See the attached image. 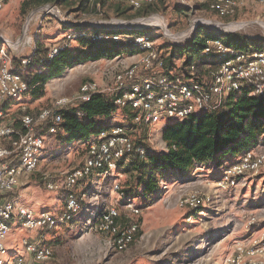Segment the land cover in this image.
I'll return each mask as SVG.
<instances>
[{
	"label": "rangeland",
	"instance_id": "obj_1",
	"mask_svg": "<svg viewBox=\"0 0 264 264\" xmlns=\"http://www.w3.org/2000/svg\"><path fill=\"white\" fill-rule=\"evenodd\" d=\"M23 1L27 0H0V46L5 40L15 41L22 34L25 16L36 6L30 3L23 12ZM233 1L235 5L232 11L223 16L210 7L211 0H158L150 6L151 11L143 15H135L138 14L135 8L126 11L129 5L124 3L120 6V10L125 11L121 16L101 8L98 12L71 13V19L84 22L99 31L114 30L123 40L105 46L111 55L89 57L52 76L39 95H34L31 87L18 100L9 103V110L13 112L11 117L16 116L14 111L20 103L34 112L56 97H73L84 81L94 80L101 87L110 86L115 71L132 64L141 56L140 51H131L127 47V38L122 33L126 30H141L150 35L162 56L165 55V47L162 46L185 44L194 37L198 27L217 31L211 24L218 26L217 34L221 39L231 35L243 39L250 49L256 45L264 47L262 0ZM62 8L68 12L66 7ZM71 29L53 18L44 19L40 26L36 21L31 22V40L16 48L7 47L8 53L17 58H30L37 53L44 55L46 48L58 44ZM164 30H168L171 36H164ZM72 44L78 45L75 40H72ZM183 60L177 59L172 71L186 77H194L189 75L194 67L200 72L195 76L203 78L207 74L204 69L214 63L211 54L196 59L190 65L192 69L188 66L182 68ZM171 121L162 119L159 123L148 125L129 110L116 108L111 117L101 123L104 126L120 124L127 129L133 144L161 152L165 150L162 130ZM61 134L63 132L58 128L57 133L45 136L38 167L18 192L19 202L33 207L36 212L47 210L55 214L63 206L64 190L48 189L47 183L53 181L60 184L67 172L82 164L86 155L85 139L65 143L59 137ZM259 144L261 146L258 148H264V135L257 136L250 148ZM238 156L227 155L218 163L198 165L191 174L185 176L170 177L167 173L159 178V191L147 198L137 197V190H134L124 199L114 190V184L125 189L129 184L138 182L132 153L121 160L114 171L101 175L94 173L92 180H89L92 175L83 178L73 188L81 206L74 218L58 223L52 229H40L41 233L37 235L39 238L45 232L48 233L47 239L43 236L42 241L52 250L47 264H220L233 241L251 233L257 236L264 232V169L238 176L234 184H220L223 169ZM154 174L158 175L156 172ZM191 196L197 197L198 201L188 200ZM127 202L140 208L139 213L132 214L126 207ZM107 207L117 209L121 226L130 222L139 224L138 234L136 232L134 240L122 250L113 246L110 234L97 228V215ZM251 216L255 221L249 224ZM34 233L36 231L12 223L5 241L10 255L26 254L22 239H34L30 237Z\"/></svg>",
	"mask_w": 264,
	"mask_h": 264
},
{
	"label": "built area",
	"instance_id": "obj_2",
	"mask_svg": "<svg viewBox=\"0 0 264 264\" xmlns=\"http://www.w3.org/2000/svg\"><path fill=\"white\" fill-rule=\"evenodd\" d=\"M116 1L136 9L157 0ZM262 2L264 4V0ZM234 5L233 0H211L210 7L223 16L231 12ZM46 18H53L67 27L87 25L71 19L70 13L60 6L47 2L34 7L25 16L23 32L15 41L5 40L0 46V264H47L52 250L42 242L43 235L34 239H22L26 255H10L5 241L11 224L16 222L28 230L39 231L71 221L81 207L73 190L80 180L94 173L101 175L114 171L118 163L130 153L144 157L146 151H152L142 145L135 146L124 126L108 124L87 141L86 155L79 167L67 172L60 184L53 181L47 183L48 189L64 190V203L60 213L51 214L47 210L36 212L21 204L15 192L22 180L38 167L46 142L45 136L57 133L64 110L88 101L93 94L99 93L109 97L116 108L129 110L137 119L151 125L162 119L180 121L200 112L215 111L228 96H235L243 91L250 95L264 96V50L236 49L228 46L220 37L207 38L203 54L213 55V66L207 69L203 78L195 76L198 71L190 66L191 69L193 67L190 75L194 77H186L182 73H167L163 58L150 35L140 34L128 37L127 40L141 52V56L132 64L115 71L110 86L101 87L94 80L84 81L73 97H56L34 112H27L25 104L20 103L14 111L16 116L11 117L13 112L9 110V103L18 100L32 86L22 74L30 58H18L16 65L7 47L16 48L28 43L32 38L29 33L31 22L36 21L40 26ZM76 32L72 28L64 36L72 41ZM91 35L97 39L120 38L114 30L107 29ZM163 35L171 36L168 30H164ZM62 46L64 45L60 43L52 46L47 56L52 58ZM259 146L261 144L242 152L223 169L220 181L222 186L234 184L238 176L254 174L264 169V148H258ZM113 187L120 198L126 199L125 192L118 184ZM188 200L198 201L195 196ZM126 207L132 214L139 213L140 208L134 204L127 202ZM254 221L253 216L249 217V224ZM96 224L100 231L112 236L113 246L118 250L126 248L139 229L137 222L121 226L115 207L102 209L97 215ZM220 264H264V232L257 236L251 233L233 241L231 249Z\"/></svg>",
	"mask_w": 264,
	"mask_h": 264
},
{
	"label": "trees",
	"instance_id": "obj_3",
	"mask_svg": "<svg viewBox=\"0 0 264 264\" xmlns=\"http://www.w3.org/2000/svg\"><path fill=\"white\" fill-rule=\"evenodd\" d=\"M47 2L61 8L66 7L70 14L98 12L100 8L114 12L119 16L125 13L124 10H120L121 3L116 0H27L22 2L21 8L25 12L31 4L38 6ZM152 4L148 3L136 8L138 14L135 15H143V13L151 11ZM130 8L134 10L129 6L126 11ZM68 27L77 31L74 39L78 43L77 46H73L72 41L62 36L59 43L64 46L59 49L57 54L49 58L47 56L49 49L46 48L44 55L33 54L25 69L22 70L24 78L33 87L34 95L42 93L43 86L52 76L89 57L111 55V51L105 46L123 40L111 37L94 38L91 33L100 31L87 25L76 24ZM122 33L126 38L147 34L141 30H126ZM217 33V31L212 32L198 27L194 37L185 44L162 46L161 48L165 47V55L162 56L160 52L159 54L163 58L165 71L173 72L172 68L179 58L184 59L181 64L182 68L190 67L196 59L205 55L203 54L205 40L219 37ZM222 40L228 46L236 49L250 48L243 39L234 38L231 35H225ZM125 42L131 51L136 50L128 40ZM254 49L264 50V47L256 45ZM14 60L18 65V58L14 57ZM206 70L204 69V71ZM233 97L234 95L228 96L221 107L215 111L200 112L183 120H175L166 124L161 134L165 150L161 152L146 151L144 157L132 153L134 154L133 169L138 171V182L133 185L129 184L123 189L126 196L137 190V197L147 198L159 191V178H163L167 173L170 177L189 175L198 165L218 163L224 156L235 157L249 149L256 141L257 136L264 135V96L250 95L247 91H243L238 94L235 100ZM115 110L113 101L99 93L93 94L88 101L64 110L62 123L58 127L63 132L59 136L61 141L68 143L85 139L87 144L89 139L106 127L103 123L111 117ZM26 111L32 112L29 108ZM155 172L158 173L157 176H155Z\"/></svg>",
	"mask_w": 264,
	"mask_h": 264
},
{
	"label": "crops",
	"instance_id": "obj_4",
	"mask_svg": "<svg viewBox=\"0 0 264 264\" xmlns=\"http://www.w3.org/2000/svg\"><path fill=\"white\" fill-rule=\"evenodd\" d=\"M38 109H39V108H38ZM38 109H37V110H38ZM34 111H35V110H34ZM97 175H99V174H97ZM29 176H30V175H29ZM29 176H28V177H29ZM93 176H94V175H92L91 177H89L90 179H89V178H88V179H89V180H92V179H93ZM28 177H27V178H28ZM27 178H25V180L23 179L22 182L18 185V188L16 189L15 195H18V196L20 197V194H19L18 192H19L21 186L27 184V182H25V181L27 180ZM21 203H22V202H21ZM22 204H23V203H22ZM23 205H24V204H23ZM24 206H25V205H24ZM27 207H29V206H27ZM29 208L33 209V207H29ZM33 210H34V209H33ZM61 210H62V205L60 206L59 210H58L55 214H59ZM34 211H35V210H34ZM61 225H62V224H61ZM38 233H41L40 230H39V231H36V233H34V234H33L32 236H30V237H31V238H36L37 235H38ZM47 234H48V233L45 232L44 235H43L44 238L46 237V239H47ZM25 255H26V254H25Z\"/></svg>",
	"mask_w": 264,
	"mask_h": 264
},
{
	"label": "bare ground",
	"instance_id": "obj_5",
	"mask_svg": "<svg viewBox=\"0 0 264 264\" xmlns=\"http://www.w3.org/2000/svg\"><path fill=\"white\" fill-rule=\"evenodd\" d=\"M209 23H210V22H209ZM206 24H207V23H206ZM212 26L215 27V28H217V30H218V26H217V25L211 24V27H212ZM221 28H222V27H221ZM223 29H224V28H223ZM223 29H222V30H223ZM227 29H229V27H228ZM230 29H231V28H230ZM219 30H220V29H219Z\"/></svg>",
	"mask_w": 264,
	"mask_h": 264
},
{
	"label": "water",
	"instance_id": "obj_6",
	"mask_svg": "<svg viewBox=\"0 0 264 264\" xmlns=\"http://www.w3.org/2000/svg\"><path fill=\"white\" fill-rule=\"evenodd\" d=\"M216 31V30H215ZM217 32H218V30H217Z\"/></svg>",
	"mask_w": 264,
	"mask_h": 264
}]
</instances>
